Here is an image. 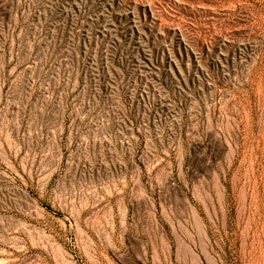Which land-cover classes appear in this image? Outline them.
<instances>
[{"label": "rangeland", "instance_id": "rangeland-1", "mask_svg": "<svg viewBox=\"0 0 264 264\" xmlns=\"http://www.w3.org/2000/svg\"><path fill=\"white\" fill-rule=\"evenodd\" d=\"M0 264H264V0H0Z\"/></svg>", "mask_w": 264, "mask_h": 264}]
</instances>
